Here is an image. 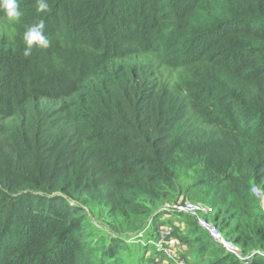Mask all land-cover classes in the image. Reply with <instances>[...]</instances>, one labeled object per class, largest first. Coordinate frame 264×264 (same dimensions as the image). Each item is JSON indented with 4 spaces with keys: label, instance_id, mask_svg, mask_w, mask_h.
Here are the masks:
<instances>
[{
    "label": "trees",
    "instance_id": "16d2710c",
    "mask_svg": "<svg viewBox=\"0 0 264 264\" xmlns=\"http://www.w3.org/2000/svg\"><path fill=\"white\" fill-rule=\"evenodd\" d=\"M48 2L19 0V23L0 13V264H89L79 203L124 206L142 233L185 188L228 242L264 250V0ZM41 18L51 46L26 58ZM192 230L188 263L236 264Z\"/></svg>",
    "mask_w": 264,
    "mask_h": 264
},
{
    "label": "rangeland",
    "instance_id": "374dc122",
    "mask_svg": "<svg viewBox=\"0 0 264 264\" xmlns=\"http://www.w3.org/2000/svg\"><path fill=\"white\" fill-rule=\"evenodd\" d=\"M4 23L3 17L0 16V32L2 27H4ZM181 171L186 173V168L182 167ZM188 189H190L188 193L190 197H186ZM253 192L260 199L262 212H264V188L256 187L253 189ZM172 200L173 202L169 201L166 204L167 207L181 202L183 205L188 203L193 204L195 210L183 211L184 216L180 217L175 212L161 214V210L158 209L154 216L149 219L148 226L142 233L136 228L137 225L132 223L134 220L132 211L124 206L118 210L115 209L112 214L104 212V217H100V209L97 205L91 207L87 203H79L84 211L83 218L85 220L86 238L96 247V250L88 258L89 264H99V256H101L105 246L108 247L110 245L112 239L123 242L118 248L119 255L113 259L106 260L103 264H138L137 262L142 260V258H145L143 259L145 260L144 264H180L179 262L181 260H185L187 263L193 262L191 260V252L194 248V243H186L187 241L183 240L182 237L190 236V234L188 235L189 230H201V227L203 228V222L205 221L211 226L217 225L215 222L216 211L213 212L209 206L202 188H185L181 192H176ZM74 204L78 206L77 203ZM253 208L256 213H259L255 206ZM256 219L257 217H253L251 220L254 221ZM194 221H196L197 225ZM169 229H171V238H161L164 230ZM208 233L210 234L209 231ZM222 236L223 242L221 243L214 239L215 243L221 247L223 252L232 255L235 259L234 263L242 264L241 258L249 254L245 255L241 247L239 248L237 245L228 242L223 232ZM173 238L177 240L178 245H169L170 240ZM230 244L233 246H229ZM198 247V245H195V248ZM120 248H125L124 253ZM130 249L136 250L132 253ZM168 250H170V253L167 252ZM125 253H129V255L126 256L124 255ZM218 257L220 258V255H213L204 264L211 263L213 258L217 259ZM259 258L258 256L253 257L251 260L243 262V264H250V262L264 264V261Z\"/></svg>",
    "mask_w": 264,
    "mask_h": 264
},
{
    "label": "clouds",
    "instance_id": "9594fccd",
    "mask_svg": "<svg viewBox=\"0 0 264 264\" xmlns=\"http://www.w3.org/2000/svg\"><path fill=\"white\" fill-rule=\"evenodd\" d=\"M35 8L38 15L41 13L46 14L51 12V6L48 0H35ZM0 13H3L10 23H19L24 16L19 0H0ZM45 28L46 25L43 18L39 19L38 22H34L30 26H26L22 36L24 44L22 54L24 57H30L34 50H46L51 46L52 41L49 35L46 34ZM257 256L264 261V250L255 248L251 253H249V255L241 258L242 264L243 262L249 261L253 257Z\"/></svg>",
    "mask_w": 264,
    "mask_h": 264
},
{
    "label": "built area",
    "instance_id": "2783aa9c",
    "mask_svg": "<svg viewBox=\"0 0 264 264\" xmlns=\"http://www.w3.org/2000/svg\"><path fill=\"white\" fill-rule=\"evenodd\" d=\"M180 203V204H178ZM181 202H177L176 204H173L171 206H166V209L171 211V212H175V213H183V211L188 212V211H194L195 206L193 204H185L183 205ZM204 221V220H203ZM201 222V220H200ZM203 228L207 229L210 232V235L213 237V239L217 240L218 242H223V236H222V232L221 230L216 226H211L209 225L206 221L203 222ZM171 229L169 230H164L163 234L161 235V238L163 237H168L171 238ZM170 236V237H169ZM169 245H178L177 240H175L174 238L170 240ZM167 252L170 253V250H168ZM180 264H188L185 260H181L179 262Z\"/></svg>",
    "mask_w": 264,
    "mask_h": 264
},
{
    "label": "water",
    "instance_id": "95a60500",
    "mask_svg": "<svg viewBox=\"0 0 264 264\" xmlns=\"http://www.w3.org/2000/svg\"><path fill=\"white\" fill-rule=\"evenodd\" d=\"M229 246H233L232 244H230Z\"/></svg>",
    "mask_w": 264,
    "mask_h": 264
}]
</instances>
